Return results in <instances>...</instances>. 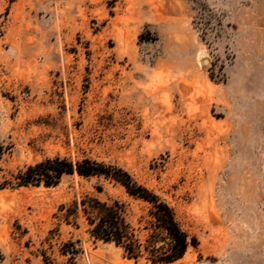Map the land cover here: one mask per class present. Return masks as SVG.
Here are the masks:
<instances>
[{"label":"rangeland","instance_id":"rangeland-1","mask_svg":"<svg viewBox=\"0 0 264 264\" xmlns=\"http://www.w3.org/2000/svg\"><path fill=\"white\" fill-rule=\"evenodd\" d=\"M0 143V264H155L88 231L94 196L145 237L121 184L17 185L56 156L121 166L175 209L197 242L157 264H264V0H0Z\"/></svg>","mask_w":264,"mask_h":264},{"label":"trees","instance_id":"trees-1","mask_svg":"<svg viewBox=\"0 0 264 264\" xmlns=\"http://www.w3.org/2000/svg\"><path fill=\"white\" fill-rule=\"evenodd\" d=\"M4 147L0 143V157ZM78 173L82 176H99L121 184L134 199L146 204V213L139 222L145 221V237L129 220L126 203L114 199L104 201L87 196L80 201L88 223V231L96 240L114 243L121 247L125 256L139 259L146 257L152 263H171L184 256L190 243L188 233L181 227L175 209L159 194L138 182L121 166L106 164L90 158L73 161L68 157H49L28 165L14 177L18 186L57 185L64 174ZM79 203L67 208L75 213Z\"/></svg>","mask_w":264,"mask_h":264},{"label":"bare ground","instance_id":"bare-ground-1","mask_svg":"<svg viewBox=\"0 0 264 264\" xmlns=\"http://www.w3.org/2000/svg\"><path fill=\"white\" fill-rule=\"evenodd\" d=\"M207 61V60H206Z\"/></svg>","mask_w":264,"mask_h":264}]
</instances>
